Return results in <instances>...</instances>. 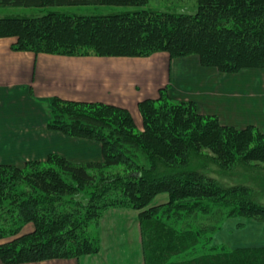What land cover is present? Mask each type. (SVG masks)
I'll list each match as a JSON object with an SVG mask.
<instances>
[{
  "label": "trees",
  "instance_id": "trees-1",
  "mask_svg": "<svg viewBox=\"0 0 264 264\" xmlns=\"http://www.w3.org/2000/svg\"><path fill=\"white\" fill-rule=\"evenodd\" d=\"M149 2L0 0V6L127 8L0 17V38L15 37L13 49L35 53L136 57L165 51L172 58L196 54L202 65L227 73L264 68V0H197L194 13L153 9ZM167 90L139 102L141 129L126 107L53 98L47 127L100 142L103 159L75 161L52 152L23 165L0 163L2 261L97 253L102 215L124 207L140 210L147 264H264V245L213 242L225 217L237 218L240 226L264 222L256 188L249 181L221 180L209 163L192 166V156L203 151L226 172L241 163L261 166L264 132L224 124L201 113L193 100H171ZM163 192L169 202L152 205ZM215 205L220 210L214 221L195 226L199 213L213 214Z\"/></svg>",
  "mask_w": 264,
  "mask_h": 264
},
{
  "label": "crops",
  "instance_id": "crops-1",
  "mask_svg": "<svg viewBox=\"0 0 264 264\" xmlns=\"http://www.w3.org/2000/svg\"><path fill=\"white\" fill-rule=\"evenodd\" d=\"M15 40L0 38V163L21 165L31 159L44 160L52 153L40 158L25 156L28 123L41 125L49 138L91 142L97 157L85 161H102L100 142L47 127L54 97L111 103L140 116L139 102L158 97L167 86L173 101L193 100L201 113L217 115L224 124L255 125L264 132V68L227 73L202 65L196 54L172 58L165 51L136 57L35 53L13 49ZM164 194H158L153 204L167 201ZM99 234L97 253L24 263L0 259V264H147L140 210L108 208L100 219Z\"/></svg>",
  "mask_w": 264,
  "mask_h": 264
},
{
  "label": "rangeland",
  "instance_id": "rangeland-1",
  "mask_svg": "<svg viewBox=\"0 0 264 264\" xmlns=\"http://www.w3.org/2000/svg\"><path fill=\"white\" fill-rule=\"evenodd\" d=\"M147 7L158 9V10H168L173 12H183V13H194L197 10V0H150ZM127 8L117 7V6H84V5H72V6H0V17L8 16H38L45 14L49 11L59 10L66 11L69 13H110L114 11H123ZM77 99V98H75ZM136 120L138 128H142L141 115L133 113ZM45 133L44 128L41 125H34L28 123L26 128V154L27 157L40 158L45 156L49 152H61L73 160L85 161L89 159H95L96 150L91 142L72 140L69 142H64L63 140H56L55 138H49ZM48 137V140L45 138ZM45 140V141H44ZM51 145V146H50ZM203 151L200 155L196 154L192 156V166L199 167L202 164L209 163L210 170L213 174L217 175L221 180H230L232 182L237 180L249 181L256 190L257 194L254 198L258 201L264 203V164L261 166H255L251 164L241 163L238 166L224 171L219 165L211 162L209 157L210 154H206ZM43 154V155H42ZM17 159V158H16ZM23 165L22 162H20ZM233 175V176H232ZM256 192V191H255ZM165 193L163 198L168 200L157 204L163 205L169 202V193ZM152 205L153 202H152ZM156 205V206H157ZM220 210L218 206L215 205L213 214H202L201 219H198L194 225L197 226L201 222L203 224H209L212 220L214 221V216L216 211ZM200 216V215H199ZM213 216V217H212ZM225 217L218 225L220 229L214 235V243L221 244L229 243L235 246H258L264 245V222H254L248 221L244 226H240L239 220L237 218H227ZM226 219V220H225ZM244 220V219H243ZM219 243H218V242Z\"/></svg>",
  "mask_w": 264,
  "mask_h": 264
}]
</instances>
